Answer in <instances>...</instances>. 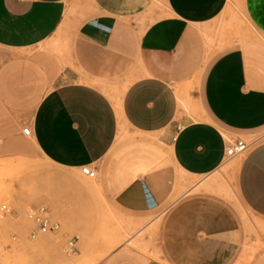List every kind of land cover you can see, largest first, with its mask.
Segmentation results:
<instances>
[{"label": "crops", "instance_id": "1", "mask_svg": "<svg viewBox=\"0 0 264 264\" xmlns=\"http://www.w3.org/2000/svg\"><path fill=\"white\" fill-rule=\"evenodd\" d=\"M236 2L264 36V0ZM228 3L0 0V162L45 158L76 184L65 206L136 228L100 264H236L241 224L221 189L264 218V43L209 50ZM255 135L225 168L228 140Z\"/></svg>", "mask_w": 264, "mask_h": 264}, {"label": "rangeland", "instance_id": "2", "mask_svg": "<svg viewBox=\"0 0 264 264\" xmlns=\"http://www.w3.org/2000/svg\"><path fill=\"white\" fill-rule=\"evenodd\" d=\"M227 8L230 13L222 15L214 25L215 35L209 34L212 30L207 32L211 52L235 44V41H245L244 39L255 38L258 42L264 43V36L241 11L236 0H229ZM195 108L196 106L184 107L185 112L190 115ZM124 134H127V130ZM256 136L247 140L251 141ZM244 155L234 159L227 158L224 167L237 170ZM55 167L53 163L42 157L0 162V264H100L115 246L129 240V235L134 233L136 228H129L125 223L112 221L116 218L111 213L101 214L102 209L98 214L94 206L74 207L70 204L72 202L70 199L65 206L64 197H70V191L76 184L53 174ZM226 176L231 181L228 173ZM213 177L214 174L211 177H194L191 183H198L196 186L204 182L195 189V192L207 191L205 183ZM96 181L97 178L84 176L81 185L93 191ZM220 192L217 194L231 203L241 224V252L236 264H251L255 256L264 250V218L244 206L235 194L232 193L230 197L228 191L221 189ZM37 205L47 206L54 218L61 223L57 233L30 237L34 223L28 211ZM64 212L67 213V219L63 217ZM154 230L155 225L142 228L140 238L143 239L147 233L152 236ZM75 235L80 237L77 253L68 254L65 246Z\"/></svg>", "mask_w": 264, "mask_h": 264}, {"label": "built area", "instance_id": "3", "mask_svg": "<svg viewBox=\"0 0 264 264\" xmlns=\"http://www.w3.org/2000/svg\"><path fill=\"white\" fill-rule=\"evenodd\" d=\"M23 133L26 136H30V126L24 127ZM257 140L258 139L248 141L247 139L242 137L228 140L226 157L229 159L247 153L251 149V147L256 143ZM81 172L85 176L92 179L98 176V170L88 164L81 166ZM28 213L34 223V227L30 231L31 238H36L39 235L47 233H57L60 230L61 223L54 218L51 210L47 206H34L29 209ZM79 239V235H75L68 240L65 246V251L68 254L77 253V243Z\"/></svg>", "mask_w": 264, "mask_h": 264}, {"label": "bare ground", "instance_id": "4", "mask_svg": "<svg viewBox=\"0 0 264 264\" xmlns=\"http://www.w3.org/2000/svg\"><path fill=\"white\" fill-rule=\"evenodd\" d=\"M238 157V156H237ZM234 158H236V157H233V158H229V159H234Z\"/></svg>", "mask_w": 264, "mask_h": 264}]
</instances>
